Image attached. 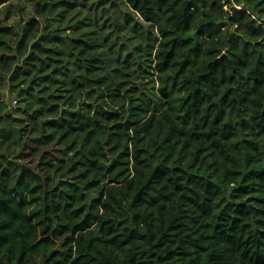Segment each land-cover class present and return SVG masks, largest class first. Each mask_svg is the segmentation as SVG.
I'll return each mask as SVG.
<instances>
[{"label": "trees", "instance_id": "16d2710c", "mask_svg": "<svg viewBox=\"0 0 264 264\" xmlns=\"http://www.w3.org/2000/svg\"><path fill=\"white\" fill-rule=\"evenodd\" d=\"M3 3L0 264H264V0Z\"/></svg>", "mask_w": 264, "mask_h": 264}, {"label": "rangeland", "instance_id": "374dc122", "mask_svg": "<svg viewBox=\"0 0 264 264\" xmlns=\"http://www.w3.org/2000/svg\"><path fill=\"white\" fill-rule=\"evenodd\" d=\"M27 4L30 5V3L28 2ZM3 6H5V3L0 5V23L2 25H8L10 24L11 21H13L14 19H20V11L17 9L15 12H13V15L11 16H7V13L5 11V9L3 8ZM29 7V6H28ZM2 79H0V93L1 94H5L6 91V82L2 81ZM7 94H5L6 96Z\"/></svg>", "mask_w": 264, "mask_h": 264}]
</instances>
